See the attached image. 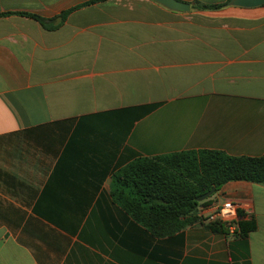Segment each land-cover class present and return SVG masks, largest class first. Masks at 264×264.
Instances as JSON below:
<instances>
[{"label":"crops","instance_id":"1","mask_svg":"<svg viewBox=\"0 0 264 264\" xmlns=\"http://www.w3.org/2000/svg\"><path fill=\"white\" fill-rule=\"evenodd\" d=\"M91 1L0 0V264H264L263 184L164 238L110 197L137 158L264 155V3Z\"/></svg>","mask_w":264,"mask_h":264},{"label":"trees","instance_id":"2","mask_svg":"<svg viewBox=\"0 0 264 264\" xmlns=\"http://www.w3.org/2000/svg\"><path fill=\"white\" fill-rule=\"evenodd\" d=\"M101 1L105 0L85 5ZM28 16L43 28H51L44 19ZM237 181L264 185V155L233 157L216 150H197L137 158L112 175L110 197L153 237L164 238L197 221L198 207L207 202L197 203V197L212 188L217 193L227 183ZM215 226L228 231L226 225ZM239 229L244 235L243 223Z\"/></svg>","mask_w":264,"mask_h":264},{"label":"built area","instance_id":"3","mask_svg":"<svg viewBox=\"0 0 264 264\" xmlns=\"http://www.w3.org/2000/svg\"><path fill=\"white\" fill-rule=\"evenodd\" d=\"M239 207L237 203L226 200L222 203L212 202L206 207L198 209L199 217L204 218L209 225L228 224L230 229L234 230L233 225L237 221L236 210Z\"/></svg>","mask_w":264,"mask_h":264},{"label":"water","instance_id":"4","mask_svg":"<svg viewBox=\"0 0 264 264\" xmlns=\"http://www.w3.org/2000/svg\"><path fill=\"white\" fill-rule=\"evenodd\" d=\"M157 3L161 4L167 9L174 10V11H187L189 9V6L186 4H182L177 2L176 0H156ZM264 3V0H229L227 3L230 6L235 7H244V8H251V7H257ZM215 194V189L212 188L205 194L199 196L196 198L197 203L204 202L208 199H210Z\"/></svg>","mask_w":264,"mask_h":264},{"label":"rangeland","instance_id":"5","mask_svg":"<svg viewBox=\"0 0 264 264\" xmlns=\"http://www.w3.org/2000/svg\"><path fill=\"white\" fill-rule=\"evenodd\" d=\"M215 194H216V193H215ZM215 194H214V195H215ZM214 195H213L210 199H208L206 203L200 205V206L198 207V209L201 208V207L204 208V207L208 206L209 204H211L212 202H216V200H214V199L212 200V198L214 197ZM198 209H197V210H198ZM200 218H202V217H200Z\"/></svg>","mask_w":264,"mask_h":264}]
</instances>
